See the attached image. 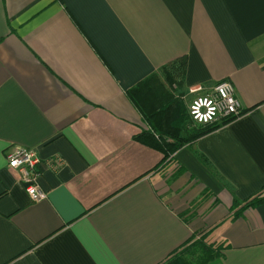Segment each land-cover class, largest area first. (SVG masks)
<instances>
[{"label":"crops","instance_id":"obj_1","mask_svg":"<svg viewBox=\"0 0 264 264\" xmlns=\"http://www.w3.org/2000/svg\"><path fill=\"white\" fill-rule=\"evenodd\" d=\"M152 75L157 130L221 80L242 113L161 161L125 95ZM262 186L264 0H0V264H162L201 236L223 246L208 264H264V204L233 207Z\"/></svg>","mask_w":264,"mask_h":264},{"label":"trees","instance_id":"obj_2","mask_svg":"<svg viewBox=\"0 0 264 264\" xmlns=\"http://www.w3.org/2000/svg\"><path fill=\"white\" fill-rule=\"evenodd\" d=\"M174 65L175 64H170L164 67L163 70H160L162 72H167L170 80H172L171 76L176 74V72H171ZM181 65L182 61H180L177 65L178 69L180 67V70ZM156 78L157 77L155 75H152V77H148L140 81L135 86L128 89L125 92V95L137 108L145 122L148 123V125H152H149L150 131L143 130L137 133L133 136V140L138 144L161 154V161H164L182 145L190 143L205 135L206 133L212 131L214 127H194L189 129L188 126L191 124H189L190 122L187 120V113L186 111H182L176 116L174 124L169 125L167 129L160 128L157 130L155 128L156 126L154 121H151V119L155 115H161V111H158L155 114H147L146 109L147 100L149 98L147 96L151 94L150 82ZM1 197L2 194H0V198ZM240 204L242 206L239 210L255 208L264 204V186H262V188L251 197L242 201H234L233 207ZM222 249L223 246L220 244L207 243L204 241V237L201 236L190 242L188 245L183 246L179 250H174L162 264H208L213 259L221 256Z\"/></svg>","mask_w":264,"mask_h":264},{"label":"built area","instance_id":"obj_3","mask_svg":"<svg viewBox=\"0 0 264 264\" xmlns=\"http://www.w3.org/2000/svg\"><path fill=\"white\" fill-rule=\"evenodd\" d=\"M186 112L193 127H216L241 115L242 107L234 95L232 86L221 80L208 92L192 97L187 104ZM4 162L8 169L16 173L30 201L37 202L45 198V193L37 182L40 175V160L35 150L13 147L4 153ZM48 165L59 167L61 160L55 158L52 163L48 162Z\"/></svg>","mask_w":264,"mask_h":264},{"label":"rangeland","instance_id":"obj_4","mask_svg":"<svg viewBox=\"0 0 264 264\" xmlns=\"http://www.w3.org/2000/svg\"><path fill=\"white\" fill-rule=\"evenodd\" d=\"M168 92L170 93V95L174 96V95H178L179 93L177 92V87H176V84L173 83H169V86H168Z\"/></svg>","mask_w":264,"mask_h":264}]
</instances>
